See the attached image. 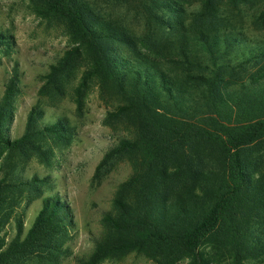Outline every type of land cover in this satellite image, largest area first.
I'll return each instance as SVG.
<instances>
[{"label":"trees","instance_id":"trees-1","mask_svg":"<svg viewBox=\"0 0 264 264\" xmlns=\"http://www.w3.org/2000/svg\"><path fill=\"white\" fill-rule=\"evenodd\" d=\"M30 1L39 16L63 21L78 44L51 65L46 83L58 86L82 47L85 77L118 84L125 99L107 115L125 120L129 135L101 164L127 156L132 173L103 212L102 233L81 264H102L128 251L155 264L263 262L264 165L253 166L248 157L264 147V41L225 19L246 6L264 20V0H134L149 24L161 26L171 16L185 81L158 58L137 52L129 33L97 15L87 0ZM116 43L134 54L113 49ZM11 46L0 32V47ZM19 80L14 66L0 94V264L54 262L71 228V212L51 194L25 231L22 204L51 182L24 177L23 161L36 157L51 165L50 143H70L73 137L63 117L44 123L36 107L23 134L9 135ZM176 176L189 186L174 192Z\"/></svg>","mask_w":264,"mask_h":264},{"label":"rangeland","instance_id":"rangeland-1","mask_svg":"<svg viewBox=\"0 0 264 264\" xmlns=\"http://www.w3.org/2000/svg\"><path fill=\"white\" fill-rule=\"evenodd\" d=\"M87 1L97 15L122 26L129 33L137 52L158 58L173 76L186 80V68L175 58V32L169 28L171 16H165V24L159 26L149 24L148 15L134 0ZM243 9L225 20L250 38L264 41V20L254 16L246 6ZM0 32L12 42L10 50L0 47V94H3L14 66L18 67L20 76V92L14 102L9 135L18 138L23 134L27 115L36 107L43 112L44 123H53L63 117L70 125L73 137L70 143H50L53 149L51 165L41 163L36 157L23 161L24 177H49L51 182L40 196L22 204L25 231L33 223L43 198L51 194L59 195L69 206L72 224L54 262L29 258L21 264H81L102 233L103 212L111 208L117 190L132 173L127 156L101 164L105 154L129 135L130 125L125 120L111 121L107 115L111 109L125 104L123 90L118 84L103 85L95 77H85L88 59L82 47L79 57L58 86L46 83L44 78L51 65L78 44L63 21L39 16L30 0H0ZM112 45L115 50L134 54L129 47L118 43ZM190 86L194 87L193 84ZM248 159L253 166L264 165V147ZM176 178L172 186L174 192L189 186L190 181L186 178ZM102 264L155 263L142 253L128 251ZM248 264H264V261Z\"/></svg>","mask_w":264,"mask_h":264}]
</instances>
